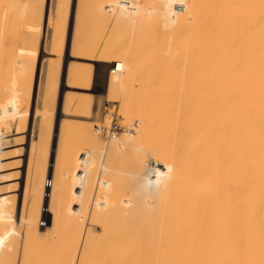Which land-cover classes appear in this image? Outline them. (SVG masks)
Returning <instances> with one entry per match:
<instances>
[{"label": "bare ground", "instance_id": "6f19581e", "mask_svg": "<svg viewBox=\"0 0 264 264\" xmlns=\"http://www.w3.org/2000/svg\"><path fill=\"white\" fill-rule=\"evenodd\" d=\"M0 133V264H264V0H0Z\"/></svg>", "mask_w": 264, "mask_h": 264}, {"label": "rangeland", "instance_id": "374dc122", "mask_svg": "<svg viewBox=\"0 0 264 264\" xmlns=\"http://www.w3.org/2000/svg\"><path fill=\"white\" fill-rule=\"evenodd\" d=\"M54 30V31H53ZM55 32L56 30L55 29H53V28H51V30L50 29H48V32H50V34H51V32ZM53 32H52V34H53ZM49 34V35H50ZM48 34L46 33V36H47ZM48 35V38H50L51 37V39H52V37L54 36V34H53V36H49ZM50 39V40H51ZM49 48V47H48ZM48 56V54L46 53L45 54V56ZM40 76H41V70H40V74H39V79H40ZM65 88V89H64ZM64 88L62 87V93H66L67 91H71V90H76V89H73V88H71V87H68L67 88V86L65 87L64 86ZM70 88V89H69ZM78 90V89H77ZM64 93V94H65ZM99 93H101L102 94V92H99ZM103 94H105V93H103ZM102 94V95H103ZM102 106H103V108H104V113H108V114H111L110 116H112V122L111 123H113L114 121H117V122H119V124L121 125V132H122V130H123V126H122V122H123V118H122V116H121V114H120V112H119V110H120V105H119V103L118 102H110V101H108L106 98H104L103 99V102H102ZM104 106H106V108L104 107ZM103 110V109H102ZM103 124H106L107 126H109L107 123H103ZM102 125V124H101ZM72 128H74V127H72ZM71 128V131L73 130ZM74 131H75V129H74ZM72 135H73V131H72ZM71 135V136H72ZM105 136H107L106 134H104ZM46 222H47V220H43V222L42 223H44V224H46Z\"/></svg>", "mask_w": 264, "mask_h": 264}, {"label": "built area", "instance_id": "2783aa9c", "mask_svg": "<svg viewBox=\"0 0 264 264\" xmlns=\"http://www.w3.org/2000/svg\"><path fill=\"white\" fill-rule=\"evenodd\" d=\"M101 130L104 134L106 135H111L115 132H120L121 130V125L119 124V122L114 121L110 126H107L105 124L101 125ZM5 150V135L3 133H0V176L2 173V164H3V153ZM53 181L50 180L48 182L49 186H52Z\"/></svg>", "mask_w": 264, "mask_h": 264}]
</instances>
